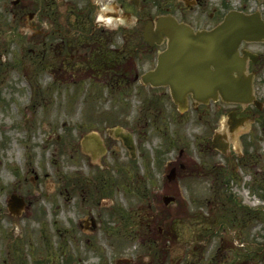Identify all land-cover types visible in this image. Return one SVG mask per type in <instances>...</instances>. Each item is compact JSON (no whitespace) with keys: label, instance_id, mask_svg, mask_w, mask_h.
Listing matches in <instances>:
<instances>
[{"label":"rangeland","instance_id":"obj_1","mask_svg":"<svg viewBox=\"0 0 264 264\" xmlns=\"http://www.w3.org/2000/svg\"><path fill=\"white\" fill-rule=\"evenodd\" d=\"M187 1L192 3V0ZM159 2L139 0V3L135 4L134 0H20L13 4L12 0H0V100H3L0 102V224L1 216L4 215V194L1 192L3 186H6V190L37 189L29 176L35 177L38 172L40 175L37 183L44 184L43 188L54 189L55 193L62 189L63 160L65 155L67 158L69 155H64L63 139L54 140L52 143L45 141L52 132L62 130L63 125L73 131V136L78 139L79 133L89 127V121L90 125H98L101 128L115 122H123L133 125L136 130L146 132L152 129L154 136L161 138L162 134L168 143L179 139L177 142L180 146H183L181 130L186 128L189 132H195V128H199V122L192 111L185 113L193 118L192 121L180 120L182 117H178L176 104L169 93L163 92L166 87H145L129 78L133 75V72H130L132 69L128 71L129 67H136L141 71L151 64V52L143 47H136L137 38L141 35L139 30L150 17L168 11L196 27L211 26L223 17L229 6L247 12L259 10L264 17V0H201V4L192 7L186 6L185 0ZM118 4L132 14L127 16L120 13V18L114 20H108L105 16L106 19L98 25L103 32L92 35V14L97 12V16L99 13L103 15V6H106V10L118 11ZM31 12H34L32 18L29 16ZM77 17L82 19L80 25H77ZM125 28L127 34L122 37ZM57 29L58 31H53ZM61 39L70 40L71 43L61 42ZM88 42L90 44L87 46ZM123 49L133 57L123 55ZM88 61H91V66ZM92 66L100 67V70L102 67L111 68L106 73L96 71ZM257 91L264 96L263 80L257 84ZM124 93H129L127 99L123 97ZM134 94H137V97ZM18 120L24 122V128L19 127L20 123H16ZM184 122H188V127ZM80 124L82 125L79 129L74 127ZM161 130H164V133ZM146 135L147 141L142 140L146 150L154 149L157 145L153 143L150 147L151 139L148 133ZM234 141L238 149L240 144V149L246 148V138L238 142L236 137ZM172 147L164 154L166 158L171 156L169 152ZM257 148L259 154L261 152V160L256 171L252 169L254 173L245 166H239V171L235 170L236 159H232L231 170L227 172L232 176L234 171V175L229 181L222 182L221 175L215 169L214 176L224 183L223 188L221 184H215L218 187L216 194L210 192V189L206 190L205 185H210L211 180L205 178L203 182L206 183L202 187L194 176H190L182 180L187 186L186 194L181 197L185 202L182 201L180 207L172 205L171 208H159L158 215L162 214V217H167L171 212L167 220L169 222L175 214L181 218L180 238L176 239L174 244H169V249L164 251L167 253L165 264H203L207 254L213 253L217 247L220 252L213 258L214 264H264V129L258 132ZM187 151L189 155L185 159L191 161L193 145L187 148ZM176 152L174 151V154ZM51 153H55L56 157L52 162ZM79 157H82V154ZM74 159L65 161L69 172L75 167ZM153 159L154 154L150 156V162ZM80 162L86 178L87 174L94 178L104 171L99 165H87L85 158H80ZM143 164L144 157L139 158L135 168V172L139 171L141 176L145 174ZM248 164L253 167L249 160ZM26 167H29L27 176L23 172ZM164 167V160L160 166L157 162L154 174L157 176L159 171L164 172ZM249 191L250 196L247 194ZM163 192L164 190L161 193ZM213 195H219L220 198L228 195V198L233 200H225L221 220H218L226 224L225 229L222 226L215 229L209 226L207 221H204L205 226L199 223L198 219L202 214L208 219L217 220L218 215L213 209L209 214L201 209L198 218L197 214L189 212L192 196L194 199H202V205L209 208L211 202L204 199ZM131 197L134 200V209L142 210L137 204H143L144 199L140 198L138 193ZM56 198L57 196L50 195V200L46 203L49 204ZM114 199L115 208L105 204L101 208L102 234L98 237L96 249L87 248V264H98L100 260L111 264L117 257L138 255L135 264L151 263L152 254L156 253L162 244L154 247L138 244L123 238L126 234L124 229V233L117 234L113 228L116 226L114 222L124 224V215L130 213L128 207L132 201L118 192L115 193ZM258 200L260 203L257 205H263L262 208L251 204L254 201L258 203ZM39 201L41 202V199ZM158 204L164 207L162 200ZM247 207L250 208V213H247ZM156 209L153 206V211ZM254 211H258L255 217ZM56 213L61 222L65 213L63 207L56 210ZM139 219L141 218L133 215V220ZM27 221L30 222V219L27 218ZM162 222L168 224L165 220ZM3 223L6 224V221ZM48 224L49 228H53L51 222ZM24 227L27 235L20 236L21 242L26 246V251H29L28 243L24 239L34 238L36 232L33 231L32 225ZM155 263L156 261H153L151 264ZM119 264L125 263L122 261Z\"/></svg>","mask_w":264,"mask_h":264},{"label":"flooded vegetation","instance_id":"obj_2","mask_svg":"<svg viewBox=\"0 0 264 264\" xmlns=\"http://www.w3.org/2000/svg\"><path fill=\"white\" fill-rule=\"evenodd\" d=\"M252 42L253 41H243L240 46L241 51L243 52L245 49L252 50ZM259 54V62L249 61L248 72H253L254 78H256L259 72H261L260 70L264 68V52ZM191 104L195 117L199 119L200 122L205 121L209 125H213L216 123L215 121H218V125H220L221 119L219 116L222 114L228 115L230 111H233L235 115L233 124H236L241 117H248L247 122H249V125L243 126V128L248 129L245 131H252L253 128H256V123L259 126L262 124L264 106L258 109L254 104L245 105L241 103H230L223 100L221 97L217 101L209 102H199L191 98ZM228 130L229 129L227 128L226 130L220 132L219 137L221 140L227 139L225 131ZM115 134L116 132H112L111 129H105L104 143L107 148L110 149V153L100 159L101 164L110 163L109 160L117 158L121 149H125L121 152L122 154L128 153L122 141L118 139ZM228 138H230V134L228 135ZM201 141L204 145V147H202L204 155L201 151L196 150V152L192 154L195 158L192 159L190 167H188V164L182 162V150H180L179 156L174 157V161L176 163L175 168L178 170L180 177L186 173L187 168L192 173L195 172L200 174L202 171L204 172V170H207L206 173L209 174L210 167L213 165L208 157L212 154V151L210 150V133L205 135ZM67 147L74 154L75 151H81L82 149L80 143L75 139L72 140L71 137H68ZM241 155H244V151ZM231 156H233V154H231ZM78 157L79 156L76 155V158ZM200 159L203 160V165H200ZM182 165H184L186 169H178V167H182ZM157 181V179L154 180V182ZM132 183L133 182H127V187L133 189ZM165 185L166 182L163 183V187H165ZM176 186L177 189H175L173 194L170 196H172V200L174 199L173 202L177 203L181 191L179 181H177ZM115 187L120 189L119 184H115ZM155 187L158 188L159 185H156ZM65 189L66 194L64 196V200L66 214L64 225H62L63 228L57 229L59 236L57 237L56 248L54 249L51 247V239L48 236L50 232L49 230H46L47 228L45 226V223H48L47 217L49 208L53 207V205L48 206V204L38 202L39 197H47L51 194V191L43 189L36 190L35 194H32L34 198L28 200L26 208L28 215H34L35 210L38 212V216L35 221H39V223H41V231H39L40 240L36 238L34 242L30 241V250L26 251V246L22 244L20 239L15 237L18 235L16 232V228L18 227L16 223H10L12 224L11 228L2 224V226H0V264H86L87 243H93L92 240L95 242L99 232L101 233L100 226L98 227L93 225V221L89 220L87 217V212H92L93 208L101 202L103 197L101 194L99 196L95 195L86 182L79 179V177H77L74 181H72L71 178H68V185ZM28 196L31 195L28 194ZM152 199H157V195H154ZM150 202L152 203L151 200ZM149 208H152L151 204L149 205ZM39 212L41 215H39ZM12 217L18 218L20 216L12 215ZM152 217H154V215L149 214V222L146 226H140L139 228L133 229L134 236L138 237L140 241L158 242L160 240L163 241L164 239L166 242H175L176 239L180 238L179 224L181 222L179 219L176 221V227L173 228L171 226H163L160 221H152ZM52 231L55 232L54 229ZM88 233H90V235H88Z\"/></svg>","mask_w":264,"mask_h":264},{"label":"water","instance_id":"obj_3","mask_svg":"<svg viewBox=\"0 0 264 264\" xmlns=\"http://www.w3.org/2000/svg\"><path fill=\"white\" fill-rule=\"evenodd\" d=\"M255 18L234 11L215 30L198 32L186 24L178 23L172 16L158 18L156 29L152 22L146 24L145 39L150 44L161 43L165 36H168L169 41L168 48L159 57L157 70L145 74L144 81L154 85L170 84L173 95L180 102L181 96L187 91L195 87L207 88L208 82L215 86L214 90L225 92L228 89L226 83L235 81L231 75L233 71H240L234 59L230 58L231 55H237L239 39L264 37L261 25ZM231 43L234 46L229 48Z\"/></svg>","mask_w":264,"mask_h":264},{"label":"bare ground","instance_id":"obj_4","mask_svg":"<svg viewBox=\"0 0 264 264\" xmlns=\"http://www.w3.org/2000/svg\"><path fill=\"white\" fill-rule=\"evenodd\" d=\"M100 18H103V15H101ZM108 20H112V18L111 17H108Z\"/></svg>","mask_w":264,"mask_h":264}]
</instances>
